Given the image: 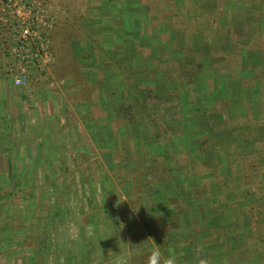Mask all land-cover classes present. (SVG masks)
<instances>
[{
    "label": "rangeland",
    "instance_id": "1",
    "mask_svg": "<svg viewBox=\"0 0 264 264\" xmlns=\"http://www.w3.org/2000/svg\"><path fill=\"white\" fill-rule=\"evenodd\" d=\"M184 1H52L61 32L54 45L70 59L66 89L88 101L77 112L97 132L92 143L104 168L95 165V148L76 160L93 167L82 169L91 197L99 188L103 197H115L108 225L100 205L90 215L96 243H118L129 223L124 239L132 258L155 242L187 246L196 264L208 254L211 264H234L241 256L264 262V27L206 28L209 6ZM89 110L96 123L86 121ZM50 175L61 184L64 173ZM161 198L146 220L133 219L139 205ZM175 213L179 219L169 221ZM103 227L114 228L113 235L106 237ZM51 253L57 257L56 246ZM142 255L150 264L151 253ZM2 258L0 264H17Z\"/></svg>",
    "mask_w": 264,
    "mask_h": 264
},
{
    "label": "crops",
    "instance_id": "2",
    "mask_svg": "<svg viewBox=\"0 0 264 264\" xmlns=\"http://www.w3.org/2000/svg\"><path fill=\"white\" fill-rule=\"evenodd\" d=\"M52 1L49 0L47 10L50 16L49 45L53 59L49 61V69L44 74L33 75L26 86H16L12 81L5 79V74L8 73L6 64L10 62L7 47L11 42V33L6 23L0 20V173L3 175V181L0 182L4 187L12 188L14 181L4 178L5 173L12 172L16 174V180L18 179L20 184L16 195L5 197L0 195V243L5 245L3 249L11 253L9 258H6V255L0 252V257H4L2 258L4 260L14 259L20 264L18 261L21 259L15 256L14 252L21 251L25 253L26 264H82L88 260L83 255L90 254L93 250L91 257L96 259L88 264H147L145 259L147 256L142 253H151L153 249L158 248L160 251H166V256L161 252L162 258L174 255L178 264H196L187 246L171 243L159 245L152 242L149 250L139 249V252L136 250V257L132 258L131 245L128 239H124L126 233L131 230L129 223L120 228L122 239L118 243L110 241L108 248L100 247L99 240L96 243L98 231L94 229L90 215L100 205L102 207L100 209L106 215L104 221L108 225L110 219L114 218V214L109 213V210L114 205L115 197L114 192L103 197L102 188L91 197L89 189L91 187L82 169L93 170V167L83 161L77 163L76 160L78 154L86 153L92 156L93 152L90 153L88 148L90 151L95 148V165L97 164L101 170L104 168L103 165H99L100 161L97 158L98 145L92 143L94 139L95 141L98 139L97 132L95 136L90 133L83 122L84 117L77 112V107L84 106L88 101L76 99V96H71L66 89V85L70 84H66L67 79L63 73L64 66L70 59L63 54L65 52L63 49H59L60 53L54 45V39L58 37V34L55 35L56 31L61 32L56 26L58 15ZM176 1L182 3V0ZM185 1L186 5L192 1L193 5L209 6V10L203 9L206 15L203 21H207L204 22L206 28L264 27V0ZM233 13L237 17L230 16ZM232 20L239 23H232ZM74 85V92L77 93L80 85ZM91 101L92 98L90 105ZM86 119L90 123H96L90 110ZM108 140L106 137V141ZM50 172L64 173L60 179L61 184L54 175H50ZM77 188L82 189L81 195L75 193L74 189L78 190ZM39 189L44 190L40 193L37 191ZM56 189L60 192L57 193ZM162 201H165V198H161L159 203L139 205L134 209L133 219L144 217L146 220L148 218L146 215L155 213L162 205ZM126 206L124 202L125 210L128 209ZM130 213L129 211L128 216L131 217ZM126 216L127 211H123L121 218L126 220ZM172 216L179 219L178 213H175L171 215L169 221L173 220ZM150 217L155 220L157 216ZM48 220H55V223L51 222L49 225ZM180 230L184 233L189 232L188 228ZM114 231L115 229L111 227L101 229L106 237L112 236ZM148 232L149 230L145 229L144 236ZM170 232H174V229ZM5 238L11 240L6 241ZM18 238L20 240H17ZM42 245H45L44 251L39 248ZM55 246L58 250L57 257L51 253ZM205 247L209 249L210 245L203 246L201 250L205 251ZM170 251L172 254H169ZM100 252L107 253L106 257L102 258ZM240 258L242 256L236 258L234 264H264L258 258L247 261ZM203 259L207 264H211L210 254ZM219 260V257L213 259ZM201 261L199 257L198 262Z\"/></svg>",
    "mask_w": 264,
    "mask_h": 264
},
{
    "label": "built area",
    "instance_id": "3",
    "mask_svg": "<svg viewBox=\"0 0 264 264\" xmlns=\"http://www.w3.org/2000/svg\"><path fill=\"white\" fill-rule=\"evenodd\" d=\"M49 0H1V19L11 33L7 47L8 73L16 86H26L33 75L44 74L53 59L49 42Z\"/></svg>",
    "mask_w": 264,
    "mask_h": 264
},
{
    "label": "trees",
    "instance_id": "4",
    "mask_svg": "<svg viewBox=\"0 0 264 264\" xmlns=\"http://www.w3.org/2000/svg\"><path fill=\"white\" fill-rule=\"evenodd\" d=\"M7 174V175H6ZM3 176V175H2ZM4 178H6L8 181H11V180H13L14 182H13V184H12V188H8V187H6L7 189H4V188H2L4 185H2V183L0 182V188H2L1 189V192H0V195L2 196V197H5V196H9V195H11V194H14V195H16L17 193H18V190L20 189V188H18V186L20 185L19 184V180L17 181L16 180V174L15 173H12V172H8V173H5V176H4ZM0 181H3V179L2 180H0ZM16 185V186H15ZM6 236H8V235H6ZM26 236H24V238H25ZM9 240L10 238H5V240ZM6 240V241H7ZM11 240V239H10ZM17 240H20L19 238L17 239ZM44 246L45 245H42V247L40 246L39 248H40V250H42V251H44L45 249H44ZM5 247V245H3V244H1L0 243V252L1 253H4L6 256H9L11 253L8 251V250H6V249H3ZM38 248V247H37ZM6 250V251H5ZM93 250H91L90 251V254L88 253V254H84L83 255V257L84 258H86V259H88L87 261H84L82 264H88V263H90L91 261H95V259L96 258H93V257H91V253H93L92 252ZM14 254H15V256H17V257H20V264H26V261H25V253H21V251H15L14 252ZM40 254H42V253H40ZM41 256V255H40ZM97 256V255H96ZM103 257H106V255H103ZM35 258V257H34ZM41 258V257H40ZM39 258V259H40ZM101 258V257H100ZM97 259H99V258H97Z\"/></svg>",
    "mask_w": 264,
    "mask_h": 264
},
{
    "label": "clouds",
    "instance_id": "5",
    "mask_svg": "<svg viewBox=\"0 0 264 264\" xmlns=\"http://www.w3.org/2000/svg\"><path fill=\"white\" fill-rule=\"evenodd\" d=\"M150 264H162V254L160 250L153 249L150 256ZM163 264H178L177 258L174 255L163 258ZM200 264H207L206 261H201Z\"/></svg>",
    "mask_w": 264,
    "mask_h": 264
}]
</instances>
